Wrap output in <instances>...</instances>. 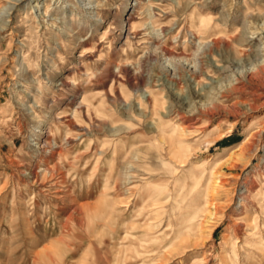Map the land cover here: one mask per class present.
<instances>
[{
	"label": "rangeland",
	"instance_id": "obj_1",
	"mask_svg": "<svg viewBox=\"0 0 264 264\" xmlns=\"http://www.w3.org/2000/svg\"><path fill=\"white\" fill-rule=\"evenodd\" d=\"M14 1L0 264H264V0Z\"/></svg>",
	"mask_w": 264,
	"mask_h": 264
},
{
	"label": "bare ground",
	"instance_id": "obj_2",
	"mask_svg": "<svg viewBox=\"0 0 264 264\" xmlns=\"http://www.w3.org/2000/svg\"><path fill=\"white\" fill-rule=\"evenodd\" d=\"M20 0H15L14 1V4H13V6H11L10 7V9H12V8H14V6H16V4L19 2ZM40 131H41V128H40ZM44 133V132H43ZM39 134V133H38ZM244 202V201H243ZM243 202H240L239 203V206L241 207V208H243L245 205H244V203ZM90 206V205H89ZM247 207V206H246ZM242 210H244V208L242 209ZM236 213V212H235ZM195 261H192L191 262V264H193Z\"/></svg>",
	"mask_w": 264,
	"mask_h": 264
}]
</instances>
